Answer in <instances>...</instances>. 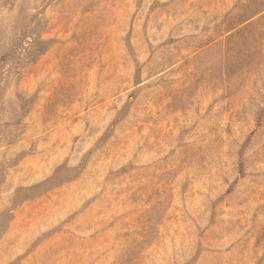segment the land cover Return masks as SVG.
<instances>
[{"label": "rangeland", "instance_id": "obj_1", "mask_svg": "<svg viewBox=\"0 0 264 264\" xmlns=\"http://www.w3.org/2000/svg\"><path fill=\"white\" fill-rule=\"evenodd\" d=\"M0 264H264V0H0Z\"/></svg>", "mask_w": 264, "mask_h": 264}]
</instances>
